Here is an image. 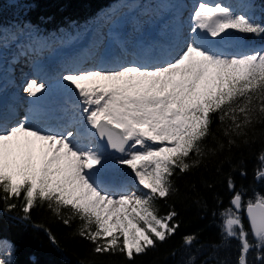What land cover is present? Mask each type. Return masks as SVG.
<instances>
[{
	"label": "snow or ice",
	"instance_id": "6c2138e0",
	"mask_svg": "<svg viewBox=\"0 0 264 264\" xmlns=\"http://www.w3.org/2000/svg\"><path fill=\"white\" fill-rule=\"evenodd\" d=\"M184 11L182 0H121L85 29L92 32L87 51L58 68L47 54L81 32L0 24V92L15 83L14 67L24 59L31 71L21 69L23 91L33 98L22 113L15 103L0 110L6 211L19 208L29 219L34 207H46L65 225L78 220L77 234L94 253L132 260L179 228L175 207L161 214L157 203L178 194L177 175L221 154L232 163L235 150L264 144L257 131L264 126V43L256 42L264 41V4L195 0L187 22ZM259 161L256 176L264 180V148ZM227 187L229 206L213 212L219 240L201 244L209 250L203 260L190 253L184 264H229L218 254L231 240L238 264H248L250 251L264 264V194L245 201L246 189L237 190L230 174ZM197 239L186 235L184 244ZM14 254L0 241V264H15Z\"/></svg>",
	"mask_w": 264,
	"mask_h": 264
},
{
	"label": "trees",
	"instance_id": "16d2710c",
	"mask_svg": "<svg viewBox=\"0 0 264 264\" xmlns=\"http://www.w3.org/2000/svg\"><path fill=\"white\" fill-rule=\"evenodd\" d=\"M108 1L0 0V24L20 20L39 28L51 29L53 26L66 25V20L77 18L81 21L84 16L92 17ZM262 4L264 0H258L257 8ZM257 131L264 134V126L258 125ZM213 132L218 137L222 136L216 124L213 125ZM207 143L209 147L214 146L211 138ZM262 148L264 144L257 142L235 150L232 163H228L221 154L206 160L202 166L186 174L177 175L175 185L179 190L178 194L157 203L161 214H166L170 206L175 207L178 217L174 219L179 221V228L174 234L167 236L165 241H158L154 248L135 255L132 260L125 255L94 253L93 244L77 234L78 220L73 221L70 226L65 225L46 207H34L29 219H24L19 208L6 211L0 202V238L13 242L15 264H184L190 253L203 260L209 250L207 247L200 249L201 244L206 246L209 242L219 240L220 219L218 216L214 217L213 212L229 206V174L235 180L237 190L241 185L246 189L245 201L253 197L255 192L264 194V180L256 176ZM241 171L246 175L241 176ZM243 219L248 228L244 216ZM189 234H196L198 237L190 247L184 244V237ZM50 235L55 236V242ZM218 255L221 259L226 258L229 264H238V241H229ZM256 257L257 253L250 251L247 255L248 264H259Z\"/></svg>",
	"mask_w": 264,
	"mask_h": 264
},
{
	"label": "bare ground",
	"instance_id": "6f19581e",
	"mask_svg": "<svg viewBox=\"0 0 264 264\" xmlns=\"http://www.w3.org/2000/svg\"><path fill=\"white\" fill-rule=\"evenodd\" d=\"M183 3V2H182ZM186 13H187V11H185L184 12V16L186 15ZM183 16V17H184ZM92 38V35H89V37H81L79 40H76V41H73L72 42V44H71V46L70 47H68V48H66V50H71V49H74V48H76V47H78V46H80V45H82V44H84V43H86V42H88L90 39ZM87 47V46H86ZM83 48L84 50L86 49H88V48ZM76 54H78V52H74V53H72L70 56H72V55H76ZM48 55V57H50V54H47ZM51 68H58L59 66H60V64H61V62H55V64H51V63H47ZM21 68L20 69H17V65L14 67V71H15V73H17V71L19 72L18 73V76H14L13 78H14V81H15V83L14 84H7L6 85V90L5 91H3V93H5L6 95H8V97H10V98H12L14 95H15V90H16V87L19 89L18 91H22V92H24L23 91V84H24V82L23 81H21L20 79V74H21V69L23 70V69H25V68H23V66H20ZM23 72H26V69L25 70H23ZM19 78V79H18ZM21 84V85H17V84ZM5 87V82L4 81H0V88H4ZM25 94H26V97L27 98H32V97H30L29 95H28V93H26V92H24ZM16 96V95H15ZM25 102H24V104H25V106H26V100H24Z\"/></svg>",
	"mask_w": 264,
	"mask_h": 264
},
{
	"label": "rangeland",
	"instance_id": "374dc122",
	"mask_svg": "<svg viewBox=\"0 0 264 264\" xmlns=\"http://www.w3.org/2000/svg\"><path fill=\"white\" fill-rule=\"evenodd\" d=\"M183 2H184V6L185 5H187V1L186 0H183ZM194 2H195V0H193V2H192V6H193V4H194ZM93 24V23H92ZM92 24H91V26L89 25V26H87V28H89V29H93V27H92ZM86 28H78V27H76L75 28V30H76V32L77 31H79V32H81V31H83V30H85ZM94 30V29H93ZM68 32H71L73 35H75L76 34V32H74L73 30H69ZM91 32V31H90ZM90 35H92V34H90ZM256 42L258 43V44H260V43H264V42H262V41H257L256 40ZM71 45H68V46H65V48H68V47H70ZM59 53H62V51H60L59 50ZM0 99H1V97H0ZM122 168L123 167H126V166H121ZM2 241V240H1ZM7 242V241H6Z\"/></svg>",
	"mask_w": 264,
	"mask_h": 264
},
{
	"label": "water",
	"instance_id": "95a60500",
	"mask_svg": "<svg viewBox=\"0 0 264 264\" xmlns=\"http://www.w3.org/2000/svg\"><path fill=\"white\" fill-rule=\"evenodd\" d=\"M245 215H246V213H245ZM246 218H247V216H246Z\"/></svg>",
	"mask_w": 264,
	"mask_h": 264
}]
</instances>
